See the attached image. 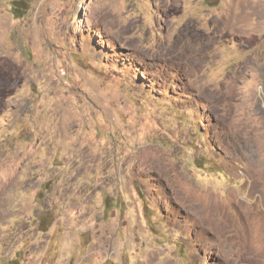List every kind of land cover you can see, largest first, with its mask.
I'll list each match as a JSON object with an SVG mask.
<instances>
[{"label":"rangeland","instance_id":"1","mask_svg":"<svg viewBox=\"0 0 264 264\" xmlns=\"http://www.w3.org/2000/svg\"><path fill=\"white\" fill-rule=\"evenodd\" d=\"M0 0V264H264V0Z\"/></svg>","mask_w":264,"mask_h":264},{"label":"trees","instance_id":"2","mask_svg":"<svg viewBox=\"0 0 264 264\" xmlns=\"http://www.w3.org/2000/svg\"><path fill=\"white\" fill-rule=\"evenodd\" d=\"M26 0H17L14 4L13 14L16 17H22L26 9Z\"/></svg>","mask_w":264,"mask_h":264}]
</instances>
